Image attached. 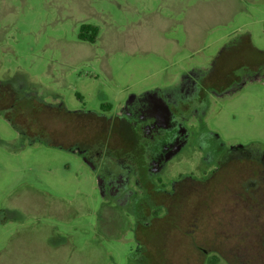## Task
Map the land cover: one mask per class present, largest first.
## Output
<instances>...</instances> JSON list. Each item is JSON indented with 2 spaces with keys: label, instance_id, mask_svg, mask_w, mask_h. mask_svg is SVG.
Returning a JSON list of instances; mask_svg holds the SVG:
<instances>
[{
  "label": "rangeland",
  "instance_id": "374dc122",
  "mask_svg": "<svg viewBox=\"0 0 264 264\" xmlns=\"http://www.w3.org/2000/svg\"><path fill=\"white\" fill-rule=\"evenodd\" d=\"M243 1L0 0V81L13 80L22 92L68 110L109 117L148 90L180 86L194 100L196 84L211 73L205 103L189 109L181 126L186 135L209 129L228 146L246 147L233 160L239 176L260 181L251 192L257 211L221 220L246 237L235 247L241 233L232 235L221 252L232 263L264 264V66L237 69L241 81L222 92L233 79H217L220 52L237 50L242 34L264 50V0ZM87 24L98 29L94 41L89 29L80 37ZM83 126L60 133L67 142L81 141ZM254 151L263 160L259 168ZM180 156L164 180L209 175L212 163L202 160L200 148ZM249 160L254 167L244 170ZM98 177L96 159L79 146L48 145L17 129L0 107V264H127L135 245L131 220L105 199ZM173 256L172 264H205L189 249Z\"/></svg>",
  "mask_w": 264,
  "mask_h": 264
},
{
  "label": "flooded vegetation",
  "instance_id": "af4514ba",
  "mask_svg": "<svg viewBox=\"0 0 264 264\" xmlns=\"http://www.w3.org/2000/svg\"><path fill=\"white\" fill-rule=\"evenodd\" d=\"M212 76L208 73L196 84L197 101L187 97L188 94L184 96L180 86L134 96L121 113L109 116L112 125L109 146L96 148L94 155L92 148H81L88 160L96 159L97 177L102 179L98 188L106 195L104 198L130 217L135 245L127 264H172L169 259L174 258L178 248L184 253L189 249L201 263L219 264L224 260L236 264L221 250L229 246L232 235L233 240L237 238L235 234L241 233L238 242L231 243L233 246L241 247L246 242L240 229L230 230L228 223L221 222L235 213L256 214L257 200L251 192L252 185L260 181L255 176H239L241 167L235 166L233 160L246 147L228 146L209 129L197 134L191 130L194 135L190 132L186 135L181 126L189 109L199 102L205 103L208 94L205 82ZM20 89L13 80L0 81V107L6 114L16 115L12 106L22 99H35L52 109L66 107ZM184 136L187 138L183 148ZM195 147L200 148L204 162L212 163L209 175L167 174L169 181L164 180L163 173L178 169L180 155ZM254 152L256 167L249 160L244 170L262 166V157L257 153L260 151ZM232 171L238 173L233 175ZM252 201L254 204H250ZM235 203L238 210L231 209Z\"/></svg>",
  "mask_w": 264,
  "mask_h": 264
},
{
  "label": "trees",
  "instance_id": "16d2710c",
  "mask_svg": "<svg viewBox=\"0 0 264 264\" xmlns=\"http://www.w3.org/2000/svg\"><path fill=\"white\" fill-rule=\"evenodd\" d=\"M84 29L92 31V37L88 40L94 41L98 35L97 27L89 24L83 26V31L80 33L82 38H84ZM239 43L237 50L231 51L233 46L225 48L217 58V79L218 77L221 78V83L227 80V77L228 80L233 79V82L227 81V85L219 88V92L230 88L233 83L241 81L242 78H237L234 74L237 69L253 66L259 70V67L264 66V50L252 44L249 33L242 34ZM106 107L109 109L110 105H106ZM12 109L17 112L16 115L20 116V120H18L14 113L7 114L13 125L19 130L32 131L48 145L64 149H70L76 145L82 149L94 147L100 149L111 144L112 125L110 118L101 113L92 110L72 111L66 107L52 109L35 99L19 100L12 106ZM81 123H83L85 131L83 140L71 143L63 139L60 132L63 133L67 128L72 131L78 130Z\"/></svg>",
  "mask_w": 264,
  "mask_h": 264
},
{
  "label": "water",
  "instance_id": "95a60500",
  "mask_svg": "<svg viewBox=\"0 0 264 264\" xmlns=\"http://www.w3.org/2000/svg\"><path fill=\"white\" fill-rule=\"evenodd\" d=\"M156 89H158V88H156ZM155 89V90H156ZM151 92H154V91H152V90H148L146 93H144V94H150ZM98 184H99V186H100V184H101V178H100V176L98 177Z\"/></svg>",
  "mask_w": 264,
  "mask_h": 264
},
{
  "label": "crops",
  "instance_id": "0c3cea01",
  "mask_svg": "<svg viewBox=\"0 0 264 264\" xmlns=\"http://www.w3.org/2000/svg\"><path fill=\"white\" fill-rule=\"evenodd\" d=\"M252 2H258V1H261V0H251ZM243 4L245 3V0L242 2ZM166 39V36L164 37V40Z\"/></svg>",
  "mask_w": 264,
  "mask_h": 264
}]
</instances>
